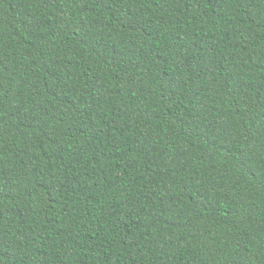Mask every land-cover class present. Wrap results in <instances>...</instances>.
Segmentation results:
<instances>
[{
    "label": "trees",
    "instance_id": "1",
    "mask_svg": "<svg viewBox=\"0 0 264 264\" xmlns=\"http://www.w3.org/2000/svg\"><path fill=\"white\" fill-rule=\"evenodd\" d=\"M0 264H264V0H0Z\"/></svg>",
    "mask_w": 264,
    "mask_h": 264
}]
</instances>
